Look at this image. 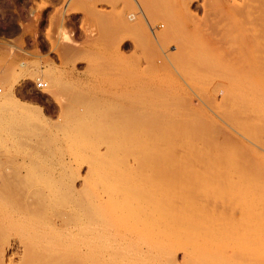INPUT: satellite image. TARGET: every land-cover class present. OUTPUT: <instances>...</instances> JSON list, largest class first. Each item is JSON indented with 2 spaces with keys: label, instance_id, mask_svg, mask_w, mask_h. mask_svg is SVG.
<instances>
[{
  "label": "rangeland",
  "instance_id": "1",
  "mask_svg": "<svg viewBox=\"0 0 264 264\" xmlns=\"http://www.w3.org/2000/svg\"><path fill=\"white\" fill-rule=\"evenodd\" d=\"M257 62L258 67L262 65L257 72L264 76V0H0V196L7 207H13H3L9 213L17 210L34 220L25 229L0 213V264H71L70 254L63 252L59 240L77 233L78 219L83 217L88 224L95 220L93 204L96 211L107 209L109 197L119 189L116 184L135 186L144 179L140 175L130 180L131 171L138 166L136 150L127 152L124 143L116 150L111 147L119 133L127 137L126 132L132 134L140 124L145 130L138 128L137 133L143 130L140 134L149 135L151 147L160 146L161 151L173 143L182 145L172 147L177 161L190 163L188 171H195L192 176L197 175L196 170L204 173L199 172V176H207L204 182L214 176L210 185L214 179L219 186L226 175L239 181L245 169L241 168L246 166L243 176L248 172L247 178L253 175L264 181V107L254 108L252 113L236 96L241 86L240 67H254ZM39 80L48 86L38 88ZM16 102L30 110L22 115ZM235 108L241 112L235 113ZM30 113L34 117L28 118ZM112 129L119 130L117 136L115 131L111 135ZM110 135L115 136L114 142ZM191 140L197 149L192 150ZM110 147L124 166H111L109 159V167H99L98 158L110 156ZM191 151L194 158L188 156ZM232 153L236 157L231 159ZM158 161L151 171L158 172L161 164L164 184L174 182L175 176H165L166 170L176 176L180 171L166 169ZM188 174L185 177L190 180ZM219 187L213 190L217 192ZM213 193L212 199L201 196L200 201L199 196L198 201L203 208L217 211L226 202L217 197L220 204L213 200ZM228 246L232 249L226 245L224 251L232 255L239 249ZM259 248L261 251L262 245ZM146 249L142 251L147 254ZM240 250L233 257L226 252L225 257L236 260L238 255L239 261L244 254L245 263L252 258L249 249L243 251L246 253ZM109 251L105 249L102 261L107 258L111 263L114 251ZM175 261L190 264L183 250L176 252Z\"/></svg>",
  "mask_w": 264,
  "mask_h": 264
},
{
  "label": "bare ground",
  "instance_id": "2",
  "mask_svg": "<svg viewBox=\"0 0 264 264\" xmlns=\"http://www.w3.org/2000/svg\"><path fill=\"white\" fill-rule=\"evenodd\" d=\"M258 53H259V51H258ZM251 56H252V53H251ZM262 59H263V57H262ZM255 61H256V59H255ZM254 64H253L254 67L247 66V65L240 67L239 73H238L239 74L238 79L240 82L239 81L238 82L241 84V86H240V90L238 89L239 90L238 94L236 95L238 97L239 101L246 104L247 109L251 110L252 113H253V110H254V112H256V110L254 108L259 109V107L260 108L264 107V76L262 73L260 74L257 72V67H258L259 63L257 62L255 65ZM260 66H262V65H259L258 71L260 70ZM263 71H264V68H263ZM231 76L234 77L233 75H231ZM56 80H58V79H56ZM1 92H2V90H1ZM48 92H51V91L49 90V91H46L45 93H48ZM236 99L237 98H235V101H236ZM16 103H17L18 109L21 110L22 115L24 114L25 110H30L29 107L24 106L20 102H16ZM173 104H175V103H173ZM229 105H230V103H229ZM243 105H241V106H243ZM236 108L234 110L235 113L238 111ZM243 108H244V106H243ZM246 111L247 110H245L244 112H246ZM240 112L238 111V114ZM263 112H264V110H263ZM177 114H179V113H177ZM252 116H254V115H250V117H252ZM260 116H261V114H260ZM32 117H34V116L32 113H30L28 115V118H32ZM157 117L161 119L160 115ZM144 118H146V116ZM158 118H156V119H158ZM248 118H249V115H248ZM262 118H264V117H262ZM160 119H158V120H160ZM256 119H258V118H256ZM21 120L23 122L25 121L24 118H22ZM128 120H130V119H128ZM247 120L250 121V118ZM258 120H260V119H258ZM132 121L134 122V120H132ZM107 123H108V119H107ZM122 123H124V121ZM126 123L128 124L130 122H126ZM245 123L247 124V122H245ZM142 124H144V123H142ZM187 124H189V123H187ZM116 125H117V123H116ZM134 125H136V124H133V126ZM137 125H136V127H137ZM158 125L160 126V124H158ZM161 125H162V123H161ZM125 126H126V124H125ZM133 126H131V127L134 128L135 126L134 127ZM140 126H141V124H140ZM126 128H127V126H126ZM138 128L136 129V131H135V129H133L134 131H132L133 133L131 132L132 134H130V131H129V133L126 132L128 135L126 134L127 137H125L123 135L124 138L121 134L122 133L121 131H120L121 133H119L118 132L119 130L115 131V129H112L110 131L111 135L115 131L114 132L115 136H117L116 134L118 132L119 133V135H118L119 139H117V141H115V143L111 144L112 146L111 145L110 146L114 150H116L118 148V146H121L124 143V144H126L125 147H126L127 152L128 151L133 152L134 150H136V152L135 151L134 152L136 153V156H137V157L136 156L135 157L138 158V161H137L138 166L136 165L137 168L135 167L134 170L131 171V175H130L131 179L130 180L132 181L133 176L138 177L141 175V177L143 176L142 178H144V179H142L143 181L141 182V184L138 183V185L136 184L135 186H131L132 184L130 186H128L126 184L128 187H126V185H124L125 183L123 184L121 182L123 184L122 185L123 188H120L121 183H118V184H120L119 185L120 187L118 186V184H116V187L115 186L114 187L115 188L118 187L119 189L114 188L115 190H117V191H115L116 194L111 195V193H110L111 196L109 197L108 206L107 205L105 206V208H107V209H105V210L103 209L104 210L103 211V210H101L102 207H100L101 211H96L97 206L95 207L94 204L92 205V208L95 209V214H94L95 220L93 222H90L89 224L82 217V213L80 212L81 213L80 216L82 218L79 217L80 219L77 220L78 231L77 230L75 231V233L76 232L77 233L76 234L73 233L74 234V235L72 234L73 236L69 235L70 237L69 238L67 237L68 239L66 238V240H64V241L63 240H59V242L57 241L58 242L57 244L60 245V247H62L63 252L65 254H68V256L70 254V259H72L73 262H77V264L78 263H81V264L82 263H84V264L85 263L86 264H102L105 262L108 264H176L177 261H175V254L178 250H183L186 253V255L188 256V259H189L188 263H190V264H239V261H240V263L243 262L242 258H245L244 254H243L244 256L242 255L243 257L241 256L242 258L241 257L239 258V259H241L239 261L237 260L238 255H236V260L235 259L232 260L233 258L231 259V257H230V259H229V257L228 258L225 257L226 252H228V254H230L229 250L224 251L226 249V245H227V249H228L229 248L228 245L233 244L234 249L236 247H239V249H241L240 251H242V252L244 250L247 251L249 249L247 251L248 252L247 254L248 255L252 254V256H251L252 258L250 259L248 257L250 259V261H248L249 259L247 260V258H246V260L248 262L253 261L254 264H262L264 261V258H263L264 257V254H263L264 253L263 252L264 251V247H263V245H264V181H263V179H258V180H256V178L253 179L252 178L253 175H250L251 177L247 178L248 172L246 175L247 177L245 175L243 176V173H244L243 171L246 170L247 166L246 167L240 166V168L242 167L241 169H243V168H245V169H243V171H241V174L237 173L239 175H242L241 176L242 178L239 177V181H237L238 180L237 179L234 182L232 180V178L229 180V178L228 179L226 178V176H227L226 175L224 180L226 181V179H227V181L224 183V180H223V182H222V180L221 181L219 180L218 181L220 184L219 185L220 187H219L217 185L218 184L217 181L214 179L212 180V182L213 181L215 182V183L211 184L212 187L215 186L214 184L217 185L215 187H219V189L216 190L217 192H215L213 190L215 187L213 189H212V187H210L211 186L210 185V183H211L210 179H212V177L214 178V176H211V178H207V180L204 182L203 179L204 178L206 179L207 176L204 178L199 176L200 173H201L200 175H202L204 173L195 169L197 175L192 176L191 174L195 171H193V169H190L188 171V169L191 167L190 163L181 161L180 159H178L181 161L180 163H179V161H177L178 156H177V158H175V156L173 155L174 152L172 153V149L178 145L172 146L174 144L173 143L170 146L169 142H171V141H168V145L170 146V148L168 146L164 150L162 147V150L160 151V149H159L160 146L157 148V146L155 145L156 148H153L155 146L152 145L153 147H151L150 142H152V141L148 138L149 135L146 136L147 132L145 133L146 135L140 134V133H144L143 130H142V132L139 131L140 133H137ZM141 129L145 130V128H143V127L139 128V130H141ZM149 129H151V128H149ZM159 129H161V128L158 127V130ZM163 129L165 130V128H163ZM126 130H129V128ZM154 130H155V128H154ZM175 131H177V130H175ZM164 132L165 131H163V133ZM123 133H124V131H123ZM152 134H154V133H152ZM157 135H158V133L156 134V136ZM115 136L110 137L111 141L114 142V140L116 138L114 139L112 137H115ZM180 136H181V134H180ZM183 137H185V136H183ZM154 138H155V136H154ZM156 140H155V142H156ZM158 140H160V139L158 138ZM192 141L193 140L189 141L188 144L192 143ZM164 142H165V140H164ZM178 142L179 141L177 140L176 144ZM256 142H258V141L256 140ZM182 143H184V140ZM194 144L192 146L193 147L192 150L197 149ZM187 146H189V145H187ZM150 147L153 149H151ZM179 147H182V145H179L178 148ZM185 147H186V145H185ZM112 148L110 149V151H111L110 156L111 157L108 156L107 157L108 159L106 158L107 160L102 159V157L98 158L99 159L98 163L100 165L99 167L106 169L107 167H109L108 166L109 162L112 164V165L110 164L111 166H113V164L115 165L116 163H120L119 165H117V164L116 165H117V167H119V166L122 167L123 163H121L120 159H118V157L116 156L117 151L116 152L113 151ZM156 150H158V151H156ZM198 150H200V149L198 148ZM112 151L115 152V154L112 153ZM177 151H175V152H177ZM194 151H191L190 154L188 155L190 158H192L194 156V154H191V153H194ZM201 151H203V150H201ZM226 151H227V149H226ZM188 152H189V150H188ZM198 153H199V151H198ZM223 153H224V151H223ZM228 153H229V151H228ZM203 154H205V152ZM226 154H225V156H226ZM233 154L234 153H232V157L229 154L231 159L233 158V156H235ZM190 155H192V156H190ZM125 157H127V155H125ZM189 157H187L188 160L190 159ZM158 158H160V160H159L160 162L158 161ZM195 158H197V157H195ZM215 158H217V157H215ZM237 158H238V156H237ZM109 159H110V161L107 164V161ZM191 160H193V159H190V161ZM215 160L217 161V159H215ZM96 161H98V160H96ZM157 161L159 163H161V161H162L163 165H166L165 168L166 167H168V168L174 167L175 169L173 168V170L176 173L178 171H180V173H177V174H180L181 176L184 175L183 177L187 176L185 174L189 173L191 175V176H189V174H188V177H190V180H189V178L185 177L187 180H185L183 178L185 180L184 181L180 175L176 176V174L171 172L172 171L171 169L168 170V173L166 170L165 176H167L168 174L169 175L172 174L171 175L172 177L174 175L175 177L180 176L179 178H181V179H177V178L173 177V179H175L174 185H173L174 182L170 181V180L168 181L170 183L169 184L167 183L168 185H170L168 187H171L172 189H173V187H175L176 191L178 190L177 188H179L178 192L175 193L176 192L175 189L170 190L171 188L169 189L166 187L167 184L166 185L164 184L165 178L162 176V174H159L162 171V170H160V172H159V169H161V167H160L161 164H160V166H158V172L157 171H153V172L151 171V170L156 169L157 166L155 164L157 163ZM214 163L216 164V162H214ZM221 163H223V161ZM232 163L235 164V166L237 165V162L234 163V161H233ZM180 164H183V165H180ZM217 164H218V162H217ZM229 164H231V163H229ZM233 164H231V165H233ZM175 165L179 166L180 168L179 167L178 168L180 170H178V169L176 170L177 167H175ZM188 165H190L189 168H188ZM219 165H220V163H219ZM219 165H217V166H219ZM231 165H227V166H231ZM219 167L221 168V166H219ZM128 168L129 167H127L126 169H128ZM168 168H166V169H168ZM199 168H200V166H199ZM233 168H235L234 165H233ZM237 168H238V166H237ZM105 169H102L103 174H106V172L104 173ZM110 169H114V168H110ZM200 169H203V168H200ZM215 169H217V168H215ZM227 169L228 168H226V170ZM114 170H116V168ZM114 170H112V171H114ZM249 170H251V169H249ZM112 171L110 173H112ZM120 171H118V173ZM150 171H151V174H149L150 175L149 176L148 173ZM204 171H205V168H204ZM237 171H238V169H237ZM115 172H117V170ZM154 172H157L158 174L157 173L155 174ZM216 172L217 171H215V173ZM218 172H219V169H218ZM163 173L165 174V172H163ZM223 173H224V170H223ZM234 173H235V171H234ZM107 174H108V172H107ZM244 174H246V173H244ZM228 175H230V174H228ZM115 176H117V175H115ZM191 177H194V180ZM195 177H197L198 179L202 178L201 180L203 182L198 180V179H195ZM243 177H246L244 179H253L254 181L251 182L252 180H250V181L246 180L247 182H249V183H247L244 181ZM240 178H241V180H240ZM127 179H126V181H127ZM133 179H134V177H133ZM136 179H137L136 181H138V178H136ZM173 179H171V180H173ZM242 179H243V181H242ZM255 180L258 182H255ZM259 180H261L262 182L260 181L261 182L260 183ZM123 181H124V179H123ZM207 181L209 183H207ZM128 182H129V180H128ZM171 182H173V183H171ZM221 183H223V184H221ZM210 188L216 194H214L212 192V190L210 191ZM1 190H2V188H1ZM211 192L213 193V196H214L213 200L216 201L217 198H220V199H223V203L226 202V204L221 203L224 206V207L222 205L220 206V207H223L222 208L223 210L221 209L222 211L220 210V207H219L220 211L219 210L215 211V209H213L214 211L212 209L210 210L209 207H207L208 209L206 207H204L206 209V210H204L203 205L200 204L202 202L198 201L199 196H200L199 199H201L200 201H203L202 200L203 198H201V196H204L207 198H209V196H210V198H211L212 197ZM1 196H2V194H1ZM1 196H0V213L5 212L6 216L8 214L10 216L9 221L13 222L17 227H21V228H25V229L31 227L33 224V221H34L33 218L26 216V215L24 216L23 212L22 213L17 212V210H16V212H12V214H11V212L9 213L8 212L9 210H6L3 207H6V208H8V207L13 208V207L10 205L7 207L6 205H8V202L6 204V202H5L6 199H3V197H1ZM215 197H217V198L215 199ZM223 197H225V198H223ZM73 198H75V197H73ZM117 199H118V201H117ZM7 200H9V199H7ZM75 200H76V198H75ZM166 200H168V201H166ZM204 200H205V198H204ZM221 201L217 200V202L219 204ZM211 202H212V200H211ZM214 204H216V203H214ZM206 205H209V204L206 203ZM211 206H213V205L211 204ZM214 208H216V206ZM224 208H226L227 210L224 211ZM15 209H13V210H15ZM25 212H26V210H25ZM26 214H28V213H26ZM35 216H37V215L35 214ZM34 224H36V222ZM42 232H43V230H42ZM249 232H251L253 234H251ZM36 235H37V233H36ZM40 237H41V234H40ZM63 238H65V237H63ZM104 238H105L106 242H103ZM54 239H56V238H54ZM41 243H43V242H41ZM103 243H105V244H103ZM261 243H263V244H261ZM260 244L262 245V248H261L262 253H261V251H259V249H260L259 246H261ZM240 246L241 247L243 246V248H241ZM54 247L53 248L51 247V248L56 249ZM143 247H146L148 249L149 253L146 254L145 251H142ZM218 247H220V250L223 249L224 252L222 253L220 250L218 251V249H219ZM84 248H86L87 251H84L85 250ZM230 248L232 249V247H230ZM105 249L106 250L110 249V250L114 251V253L112 255V257L114 256V258L111 259V263H109L107 261V258H106V261L104 258H102L103 261L101 260V256H104V254L106 252H107V254H109L108 251L105 252ZM147 249H146V251H147ZM239 249H235L236 251H233L234 254L237 253L239 251ZM103 251H104V253H103V255H101ZM112 251L111 252L109 251L110 254L112 253ZM255 251H257V252H255ZM243 253H246V252H243ZM256 253H258L259 255H256ZM238 254H240V252ZM262 254H263V256H262ZM41 255H43V254L41 253ZM218 255L220 257H218ZM230 255H232V254H230ZM230 255H228V256H230ZM233 255H232V257H233ZM65 260H67V259H65ZM243 260H245V259H243ZM247 261H246V263L243 262L242 264H244V263L248 264ZM253 262H252V264H253ZM249 264H251V263H249Z\"/></svg>",
  "mask_w": 264,
  "mask_h": 264
},
{
  "label": "built area",
  "instance_id": "3",
  "mask_svg": "<svg viewBox=\"0 0 264 264\" xmlns=\"http://www.w3.org/2000/svg\"><path fill=\"white\" fill-rule=\"evenodd\" d=\"M37 86H38V88H40V89H44V88L47 87V83L44 82V81L39 80ZM0 94H1V88H0Z\"/></svg>",
  "mask_w": 264,
  "mask_h": 264
}]
</instances>
